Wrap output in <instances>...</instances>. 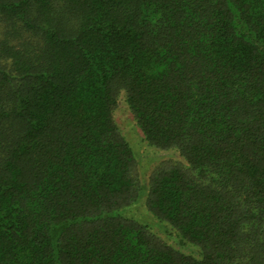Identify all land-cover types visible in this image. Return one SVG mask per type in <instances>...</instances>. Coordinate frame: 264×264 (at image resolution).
<instances>
[{
  "label": "trees",
  "instance_id": "obj_1",
  "mask_svg": "<svg viewBox=\"0 0 264 264\" xmlns=\"http://www.w3.org/2000/svg\"><path fill=\"white\" fill-rule=\"evenodd\" d=\"M0 264H264V0H0Z\"/></svg>",
  "mask_w": 264,
  "mask_h": 264
},
{
  "label": "rangeland",
  "instance_id": "obj_2",
  "mask_svg": "<svg viewBox=\"0 0 264 264\" xmlns=\"http://www.w3.org/2000/svg\"><path fill=\"white\" fill-rule=\"evenodd\" d=\"M117 123L119 126V130L121 133L127 137L131 146L134 149L136 156L138 157L140 168L139 171L146 172L151 170L153 165H156L162 161L173 157L174 154L170 153H154L150 148H145L141 143V134L133 125V121L131 119L130 113L123 101V98L120 97L117 103V107L115 110V114ZM175 157V156H174ZM176 159V158H174ZM140 171V172H141ZM125 214V213H124ZM126 217L134 218L137 221L143 222V224H147L151 226L152 231H154L158 235H163L164 229L158 225L152 217L146 212L143 207L142 202H139L137 205L130 208L128 213L125 214ZM168 241L175 245L179 246V241L173 236H169ZM185 250V248H183Z\"/></svg>",
  "mask_w": 264,
  "mask_h": 264
}]
</instances>
